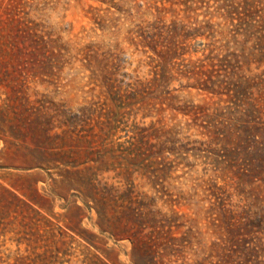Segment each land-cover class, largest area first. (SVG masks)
Wrapping results in <instances>:
<instances>
[{"label":"rangeland","instance_id":"rangeland-1","mask_svg":"<svg viewBox=\"0 0 264 264\" xmlns=\"http://www.w3.org/2000/svg\"><path fill=\"white\" fill-rule=\"evenodd\" d=\"M263 20L264 0H0V264H264V145L234 106Z\"/></svg>","mask_w":264,"mask_h":264},{"label":"trees","instance_id":"trees-1","mask_svg":"<svg viewBox=\"0 0 264 264\" xmlns=\"http://www.w3.org/2000/svg\"><path fill=\"white\" fill-rule=\"evenodd\" d=\"M251 16L250 12L243 11L242 18ZM260 27L264 30V20ZM260 58L264 61V53H261ZM245 89L242 86L235 85L234 87V106L241 108L243 121L245 125L242 128L248 130L251 134L253 142L252 146L264 145V71L256 74L246 82ZM250 87L252 91H248ZM264 149V146H261Z\"/></svg>","mask_w":264,"mask_h":264}]
</instances>
